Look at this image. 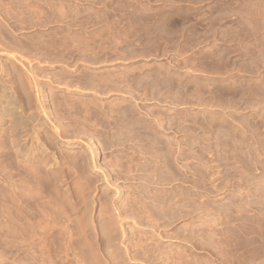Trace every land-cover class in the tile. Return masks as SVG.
Returning <instances> with one entry per match:
<instances>
[{
	"label": "rangeland",
	"instance_id": "1",
	"mask_svg": "<svg viewBox=\"0 0 264 264\" xmlns=\"http://www.w3.org/2000/svg\"><path fill=\"white\" fill-rule=\"evenodd\" d=\"M66 6L0 0V264H264L263 27L117 57Z\"/></svg>",
	"mask_w": 264,
	"mask_h": 264
},
{
	"label": "crops",
	"instance_id": "2",
	"mask_svg": "<svg viewBox=\"0 0 264 264\" xmlns=\"http://www.w3.org/2000/svg\"><path fill=\"white\" fill-rule=\"evenodd\" d=\"M261 2L264 0H67L68 48L73 44L71 35H95L97 47L113 50L103 55H206L200 51L210 42H237L249 39L250 33L258 34L250 26L264 28V20L250 17L248 10Z\"/></svg>",
	"mask_w": 264,
	"mask_h": 264
},
{
	"label": "bare ground",
	"instance_id": "3",
	"mask_svg": "<svg viewBox=\"0 0 264 264\" xmlns=\"http://www.w3.org/2000/svg\"><path fill=\"white\" fill-rule=\"evenodd\" d=\"M202 69V68H201ZM236 97V96H235ZM243 100V99H242ZM253 100V99H252ZM3 103V102H2ZM2 103H1V105H2ZM12 103V102H11ZM14 103V102H13ZM250 103V102H249ZM8 104V103H7ZM9 105V104H8ZM7 107V106H6ZM1 108V107H0ZM11 109V108H10ZM16 114H17V111H14ZM13 112V113H14ZM10 113V112H9ZM19 117V116H18ZM263 118V120H264V117L262 116L261 117V119ZM19 121H21V117L19 118ZM258 125H260V124H258ZM257 128H258V126H257ZM257 134V133H256ZM261 134V133H260ZM18 135V138H19V140L18 141H20L22 144L21 145H24L25 144V142H22V139H21V134L20 133H18L17 134ZM262 137H264V135L262 136ZM262 137L260 136V139L262 140ZM249 138V137H248ZM255 139V138H254ZM259 139V140H260ZM256 140V139H255ZM264 140V139H263ZM19 142V143H20ZM264 142V141H263ZM253 143V142H252ZM258 143V142H257ZM260 144L259 145H261L262 144V142H259ZM10 145H12L11 143H10ZM250 145V144H249ZM262 146H264V143H263V145ZM22 147V146H21ZM227 147V146H226ZM262 148V147H261ZM228 149V148H227ZM256 149V148H255ZM263 149V148H262ZM18 151V150H17ZM253 151H254V149H253ZM257 151V150H256ZM264 151V150H263ZM251 153V152H250ZM240 154V153H239ZM248 154V153H247ZM245 155V154H244ZM238 157V156H237ZM246 157V156H245ZM240 159V158H239ZM258 160V159H257ZM244 161V160H243ZM260 161V160H259ZM244 165V164H243ZM246 168V167H245ZM249 169H250V167H249ZM243 171V170H242ZM244 172V171H243ZM242 179V178H241ZM239 181H241V180H239ZM245 183V182H244ZM264 211V210H263ZM261 215H262V213H261ZM264 215V214H263ZM20 216L19 215H16V216H14V220L16 221V219L18 220V219H20L19 218ZM258 219V218H257ZM263 220V219H262ZM15 224H16V222H15ZM244 224V223H243ZM235 228V227H234ZM243 230V229H242ZM236 231H238V229L236 230ZM249 231V230H248ZM247 231V232H248ZM234 233H235V231H234ZM233 233V234H234ZM237 233V232H236ZM235 233V234H236ZM243 233H244V231H243ZM227 234V233H226ZM232 234V235H233ZM231 235V234H230ZM242 235V234H241ZM260 235H262V234H260ZM229 236V235H228ZM228 236H226V237H228ZM238 236V235H237ZM246 236V235H245ZM242 237H244V236H242ZM230 238H231V236H230ZM233 238V237H232ZM231 238V239H232ZM245 238V237H244ZM227 239H229V238H227ZM230 240V239H229ZM235 240V239H234ZM239 241V240H238ZM232 242V241H231ZM229 243V242H228ZM236 243V242H235ZM231 245V244H230ZM234 246V245H233ZM241 246V245H240ZM232 247V246H231ZM237 247H238V243H237ZM244 247V246H243ZM230 248V247H229ZM240 249V248H239ZM247 250V249H246ZM236 251V250H235ZM247 252V251H246ZM238 253V252H237ZM245 253V252H244ZM229 254H231V253H229ZM229 256V255H228ZM228 256H226V257H228ZM242 256V255H241ZM252 257V256H251ZM249 260V259H248ZM234 261V260H233ZM231 262V260L229 261V263ZM241 262V261H240Z\"/></svg>",
	"mask_w": 264,
	"mask_h": 264
}]
</instances>
